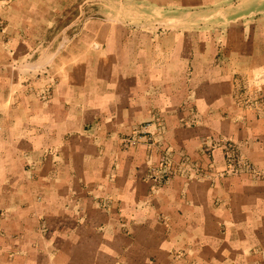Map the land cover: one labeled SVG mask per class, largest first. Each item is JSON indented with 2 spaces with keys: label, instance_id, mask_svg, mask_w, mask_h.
Returning a JSON list of instances; mask_svg holds the SVG:
<instances>
[{
  "label": "crops",
  "instance_id": "1",
  "mask_svg": "<svg viewBox=\"0 0 264 264\" xmlns=\"http://www.w3.org/2000/svg\"><path fill=\"white\" fill-rule=\"evenodd\" d=\"M127 1L0 0V264H264V0Z\"/></svg>",
  "mask_w": 264,
  "mask_h": 264
},
{
  "label": "built area",
  "instance_id": "2",
  "mask_svg": "<svg viewBox=\"0 0 264 264\" xmlns=\"http://www.w3.org/2000/svg\"><path fill=\"white\" fill-rule=\"evenodd\" d=\"M260 99L259 96L253 99L249 98L245 100L244 105L248 108L261 107L262 102ZM162 128V126H159L157 133H148L149 136L147 137L148 146L151 149L157 150L160 155L159 163L152 169L150 176L151 180L164 183L175 177H184L189 180L205 178L206 174L204 171L198 168L197 165L192 164L189 159L183 158L179 163H176L171 151L168 150V148H164L161 141L155 139V137L159 136L161 133L160 130ZM139 134H137V137L131 139L126 138L125 143L133 146L137 145L141 137H138ZM230 160L229 169H231L232 172H253L251 165H249L237 152H232Z\"/></svg>",
  "mask_w": 264,
  "mask_h": 264
},
{
  "label": "rangeland",
  "instance_id": "3",
  "mask_svg": "<svg viewBox=\"0 0 264 264\" xmlns=\"http://www.w3.org/2000/svg\"><path fill=\"white\" fill-rule=\"evenodd\" d=\"M101 1H103L102 4H101ZM117 1L120 2V5H117ZM226 1H227V3H231V2L234 3L237 0H226ZM113 3H116L117 6L113 7ZM97 6H98V8H103V10L102 9H96ZM128 9H129V3L127 0H73V3L71 5H69L68 10H66L64 14L69 16V17H71V16L74 17L78 13L79 14L82 13V16L90 18V17H95L96 13H102L103 12V15H104L103 17L107 19V18L112 17V14L127 15ZM237 10H240V9L235 7L233 9L219 10V11L213 12L211 15L215 14V17L222 18L223 14H224V16H226L229 13H233V14L239 13V11H237ZM99 17H102V15H99ZM202 17L207 18L208 14H207V16L204 15ZM261 17L264 18V13L258 17L253 16V18H255V20H257ZM160 18L161 17H159V15H156V14L150 15V16H147L145 19L141 20L140 24L152 26V29H155V28L162 29L158 25ZM222 19H224V18H222ZM262 80H264V75L263 76L258 75L256 77L255 81H252V83H250L248 85V87L244 86L242 88V90H240L239 98H240V101L243 103V105H244L245 100H247L249 98L253 99V98H256V96L261 97V95H260L261 91L260 90L255 91L254 89H255V87H257L256 84ZM249 87L250 88L254 87V88H253V90H250ZM260 101L262 102L261 99H260ZM262 104H263V102H262Z\"/></svg>",
  "mask_w": 264,
  "mask_h": 264
}]
</instances>
